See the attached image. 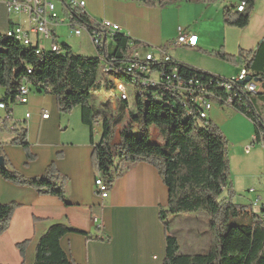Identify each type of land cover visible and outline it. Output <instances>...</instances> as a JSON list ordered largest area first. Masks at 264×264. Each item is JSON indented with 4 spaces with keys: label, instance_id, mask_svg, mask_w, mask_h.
I'll return each instance as SVG.
<instances>
[{
    "label": "trees",
    "instance_id": "1",
    "mask_svg": "<svg viewBox=\"0 0 264 264\" xmlns=\"http://www.w3.org/2000/svg\"><path fill=\"white\" fill-rule=\"evenodd\" d=\"M148 8H164L175 0H131ZM194 3L211 4L216 0H190ZM256 0H236V4L222 8V21L227 27L243 29L249 24ZM244 3L242 12L237 6ZM68 8V6H66ZM84 24H90L81 16ZM112 49L106 44L94 57L74 54L64 44L58 53L42 51L35 54L31 46H23L13 38L0 33V88L4 95L0 102L7 107L13 104L19 86L23 83L33 86L37 92L55 98L60 114H70L79 108L81 123L90 131L93 145L90 161L110 189L114 180L131 166L145 163L156 170L168 192V203L159 210V220L165 232V254L162 264H264V218L252 215L250 222L235 221L240 209L230 202L232 195L229 178L227 141L220 130L211 122L202 123L185 112L179 104L165 99H144L129 73L104 74L100 70L102 58L115 66H124L131 53L140 48V43L123 34L112 37ZM220 59L231 66L242 65L248 71V79L262 85L263 91L255 95H240L231 109L249 120L254 129L256 143L264 137V41L253 51L238 50L236 56L228 55L221 47L206 54ZM180 76L198 75L205 83L221 77L208 74L182 63L175 62ZM126 72V70H125ZM115 80L134 87L135 106L131 110L128 100L121 101L120 109L126 113V124L118 132L116 126L121 117H108L104 111L95 110L93 92L104 88L115 89ZM242 88V84H237ZM218 97L225 93L210 88ZM104 104L103 106H106ZM220 106V105H219ZM222 107V106H221ZM138 130V137L132 128ZM100 131L99 142L92 141L93 129ZM155 128L160 143L150 142V129ZM0 132L14 136L11 145L19 146L26 161L34 156L29 151L26 132L23 127L11 129L8 121H0ZM60 157V155H58ZM0 177L17 186H27L42 196H52L65 203L67 178L60 175L55 163H50L38 177L25 178L10 169L0 144ZM227 193V197L223 194ZM17 208L15 203L0 205V235L3 234ZM203 213L207 216L209 232L207 251L201 254H180L177 239L169 231L168 219L180 214ZM80 232L62 224L51 225L37 240L33 264H75L61 249L60 239L68 234ZM26 242L17 245L20 254Z\"/></svg>",
    "mask_w": 264,
    "mask_h": 264
},
{
    "label": "crops",
    "instance_id": "2",
    "mask_svg": "<svg viewBox=\"0 0 264 264\" xmlns=\"http://www.w3.org/2000/svg\"><path fill=\"white\" fill-rule=\"evenodd\" d=\"M78 1L84 2L83 10L87 18L92 21L105 20L117 25L120 34L141 44L137 49L140 52L156 53L157 49H161L169 56L167 49L173 46L172 43L178 36V28L183 32L194 33L198 38L195 47L181 48L197 49V55L203 56L215 51L207 48L206 37L200 34L201 25L195 20L183 22L181 24L183 27L177 26L176 32L168 31L164 26V18L168 16L166 8H148L131 0H102L104 8L108 5L110 13L108 15L105 13L102 19H96L91 15L92 9L87 7L85 1ZM218 1L211 4L192 2L196 5L193 7L184 5L183 8L199 10L202 15L198 21L201 23L211 17L212 10L215 13L218 10L221 18L222 4H218ZM54 2L56 15L64 17L63 6L59 0ZM20 20L8 16L3 0H0V33L4 35ZM253 20L257 21V29L253 32L249 44H245L240 38L239 50L253 51L260 41H264V0H256L248 25ZM59 27L53 30L57 43L61 45L63 42L56 32ZM79 38L81 48L87 49L86 35L83 34ZM46 43L49 45V42ZM112 46L111 38L107 37V50H111ZM47 47L44 46L45 50ZM221 47L228 52L225 43L224 46H219L218 50ZM69 48L73 52V48ZM94 53L96 54L95 50ZM82 54L84 52L80 55ZM195 62L200 64L198 61ZM182 64L221 78L235 76L242 67L230 65L231 74L221 76L203 70L198 64L193 63L196 66ZM115 83L113 90L115 97L118 99L119 89L124 99L128 100L125 86L116 80ZM0 90L1 101L4 89ZM107 106L109 103L97 110L105 111ZM8 107L12 110L10 127L16 125L24 128L29 151L35 157L33 161L27 162L21 147L11 145L14 136L8 132H0V144L9 168L25 178H32L42 175L46 167L54 162L59 174L68 181L63 203L55 197L39 195L30 187L13 185L0 177V205L9 203L17 205L7 230L0 235V264H33L38 238L54 224H62L80 232L68 233L59 241L63 252L75 264H162L165 254V232L158 215L159 210H164L167 206L168 192L156 170L145 163L131 166L114 180L107 198L101 200L95 194L94 180L97 173L90 161L93 150L90 131L81 123L79 108L67 115L60 114L56 108L55 98L37 91L35 95H28L27 103H13ZM109 107L116 111V102L112 101ZM44 112L48 113L47 119L41 118ZM4 114L5 112L0 110V121ZM25 114H29L28 119L24 118ZM240 116L235 111L222 109L216 105H213L208 113V121L220 130L234 153H238V150L249 152L254 146V129L250 134L245 127L243 116ZM125 124L126 120H122L116 129L120 127L121 130ZM118 132L116 131L117 136L115 134V143L118 141ZM99 139V128L94 127L93 144L96 145ZM248 147L250 149H247ZM262 195L261 200L264 193ZM261 208V212H264V204ZM170 233L175 236L179 246V237ZM208 240L209 232L206 225L203 236L193 234L190 247L204 253L208 248ZM23 242H26V246L20 254L17 245Z\"/></svg>",
    "mask_w": 264,
    "mask_h": 264
},
{
    "label": "built area",
    "instance_id": "3",
    "mask_svg": "<svg viewBox=\"0 0 264 264\" xmlns=\"http://www.w3.org/2000/svg\"><path fill=\"white\" fill-rule=\"evenodd\" d=\"M59 2L65 10V16L62 18L56 15L54 0H3L7 15L21 19L7 32L18 36L21 43L40 46V49H44V51L56 52L61 51V48L57 43L53 29L57 26H67L71 37L79 38L85 34L88 43L99 55L106 44L107 37L112 39L120 31L117 25L105 20L92 21L88 18L90 24H84L81 19V16H86L83 10V1L59 0ZM244 7V4H240L236 10L242 12ZM177 34V38L172 43L173 46H196L198 39L196 34L183 32L180 28L177 29ZM44 42H49L47 50L44 48ZM175 62L161 49H157L156 53L140 52L136 49L131 53L129 62L121 68L125 69L135 79V85L141 90L144 99L171 100L179 104L183 111L191 112L193 118L204 124L208 122V113L213 105L231 108L241 98L240 95H255L263 91L262 85L256 81L249 80L246 82L248 71L244 66L233 77L211 79L210 83L207 84L198 75L180 76L177 67H175ZM101 65L120 67L105 61L104 58H102ZM239 83L242 84V88L237 85ZM210 88L220 89L225 93V96L218 97ZM29 92L28 85L21 84L13 103H27ZM117 97L121 101H127L119 89ZM0 110L5 112L2 120L11 123V108L0 102ZM24 118L28 119L29 114H25ZM41 118L47 119L48 113H42ZM14 128L15 125H11V129ZM254 143L259 144L264 152L262 133L259 136V143H256L255 138ZM94 187L95 194L101 200L107 198L109 189L99 174L95 177ZM94 221L96 222L97 219L95 218ZM98 227L100 228V225Z\"/></svg>",
    "mask_w": 264,
    "mask_h": 264
},
{
    "label": "rangeland",
    "instance_id": "4",
    "mask_svg": "<svg viewBox=\"0 0 264 264\" xmlns=\"http://www.w3.org/2000/svg\"><path fill=\"white\" fill-rule=\"evenodd\" d=\"M84 1L87 7L92 9L91 15H94L96 19H102L105 13L106 15L110 13L108 5H105L107 7L104 8L102 0ZM218 4H222V7L233 4L237 5L236 0H219ZM184 5H192L193 7V5L196 4H192L190 0H175L174 2L164 7L168 9V16H165L164 18L166 23H164L165 28L168 31L174 30L176 32L177 26L183 27V25H181L183 22H191L192 20H195L201 25L200 34H203V36L206 37L207 48L210 50L217 51L219 46H224L225 43L226 50L228 51L226 53L228 55L234 56L239 50L240 45L238 42L240 38L243 39V42H245V44H249V40H251V36L254 34L253 32L257 29L256 20H253L250 25H247L243 29L227 27L223 24L222 17H219L218 10L216 13L214 12V10H212L211 17L209 19H204L200 23L198 21V18L202 15L200 11L196 8L185 9L183 8ZM58 10L60 11V4L58 5ZM56 32L57 36L59 37V39H61L63 44L67 45L68 47H72L75 54L80 55L84 52V54L82 55L92 57L96 56V54L94 53V49L92 48V46H90L89 43H87V49L83 50L81 48L79 40L80 38L71 37L70 30L67 26H60L56 30ZM43 45L45 47L48 46L46 42H44ZM167 51L169 56L179 63H186L189 65L191 64L193 66L194 64L197 65L198 63H196L195 61H198L200 62L198 66H201L203 70L221 76H227L232 72V68L229 64L224 63L220 59L214 57L197 55V49L193 50L191 48L172 46L168 48ZM124 86L126 93L128 94L129 107L132 110L135 106L136 92L133 86L129 84L127 86L124 84ZM28 89L30 90L29 96L36 94V89L33 86H28ZM93 98L95 100L93 102L95 103V110L97 108H100V106H103L104 104L109 103L110 106L112 101L116 102V111L111 110L110 107L107 106V108L105 107L104 112L108 117L112 116L115 119L121 117L122 120H127L126 113H124V111L120 109V103L115 99V95L113 92H109L104 88H100L93 92ZM215 105L216 107L222 109L232 110L231 108L226 106L221 107L217 104ZM263 108L264 106L261 105L260 114L264 119ZM242 119L246 123V129H248V132L251 134L253 132L252 123L244 117H242ZM119 130L120 127H117L116 131L118 132ZM131 132L135 137H138V130L135 126L132 128ZM150 142L160 143V138L157 130L153 127L150 129ZM227 159L232 190L230 202L240 209L239 215L236 219H232V221L250 222L252 215H255L259 218H264V212H261V206H263L264 204V198H262V200L260 198L264 193V153L261 146L254 143V146L250 149L249 152L245 153L243 150H238V153H234L231 145L229 146V143L227 141ZM225 196L227 197V193L223 194V197ZM206 225L207 216L203 213L180 214L168 219L169 231L179 237L180 254H201L200 250L192 249L190 247L192 243L191 237L193 236V234H200V236H203L204 232L206 231Z\"/></svg>",
    "mask_w": 264,
    "mask_h": 264
},
{
    "label": "bare ground",
    "instance_id": "5",
    "mask_svg": "<svg viewBox=\"0 0 264 264\" xmlns=\"http://www.w3.org/2000/svg\"><path fill=\"white\" fill-rule=\"evenodd\" d=\"M240 4H244V3H240ZM239 4V5H240ZM238 7V6H237ZM245 8V7H244ZM238 12V11H237ZM5 35L9 38H13L15 41L19 42L21 45L23 46H31L33 49H35V54L38 55L40 54L42 51H44V49H40V46H36V45H32V44H29V43H21V39L18 38V36L16 35H13L9 32L6 31ZM59 51H56L54 53H58ZM100 70L102 73L104 74H109V73H115V74H119V75H125V73H128V72H125V69H122V68H118V67H113L111 65H101L100 66ZM132 80L135 81V79H133L132 77ZM108 188V187H107ZM109 189V188H108Z\"/></svg>",
    "mask_w": 264,
    "mask_h": 264
},
{
    "label": "water",
    "instance_id": "6",
    "mask_svg": "<svg viewBox=\"0 0 264 264\" xmlns=\"http://www.w3.org/2000/svg\"><path fill=\"white\" fill-rule=\"evenodd\" d=\"M248 81H249V79L247 78V79H246V82H248ZM0 163H1V158H0Z\"/></svg>",
    "mask_w": 264,
    "mask_h": 264
}]
</instances>
